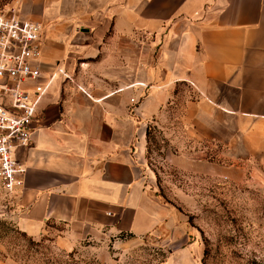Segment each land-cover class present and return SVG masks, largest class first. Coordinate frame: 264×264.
<instances>
[{"label":"crops","instance_id":"obj_1","mask_svg":"<svg viewBox=\"0 0 264 264\" xmlns=\"http://www.w3.org/2000/svg\"><path fill=\"white\" fill-rule=\"evenodd\" d=\"M10 6L41 25L40 64L45 78L55 74L31 145L16 150L26 168L20 229L38 236L48 223L63 225L68 245L100 232L166 233L163 242H184L168 264L187 256L184 217L146 186L148 126L179 103L187 139L210 143L239 170H264V0Z\"/></svg>","mask_w":264,"mask_h":264},{"label":"rangeland","instance_id":"obj_2","mask_svg":"<svg viewBox=\"0 0 264 264\" xmlns=\"http://www.w3.org/2000/svg\"><path fill=\"white\" fill-rule=\"evenodd\" d=\"M11 2L0 0V9ZM177 105L149 124L142 157L152 196L186 221L191 252L171 264H264V170H239L211 153L210 143L187 139ZM16 209L0 195V264H168L171 248L184 244L163 242L166 233L100 232L68 245L63 225L48 223L38 236L23 232Z\"/></svg>","mask_w":264,"mask_h":264},{"label":"built area","instance_id":"obj_3","mask_svg":"<svg viewBox=\"0 0 264 264\" xmlns=\"http://www.w3.org/2000/svg\"><path fill=\"white\" fill-rule=\"evenodd\" d=\"M42 32L18 7L0 9V195L11 208L17 207L26 172L16 150L31 145L40 104L55 79V74L45 78L40 64Z\"/></svg>","mask_w":264,"mask_h":264}]
</instances>
